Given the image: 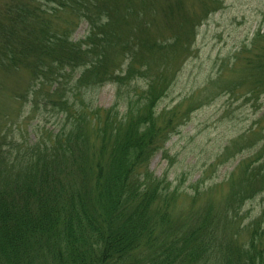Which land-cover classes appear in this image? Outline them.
I'll return each mask as SVG.
<instances>
[{
	"label": "trees",
	"instance_id": "trees-1",
	"mask_svg": "<svg viewBox=\"0 0 264 264\" xmlns=\"http://www.w3.org/2000/svg\"><path fill=\"white\" fill-rule=\"evenodd\" d=\"M0 5L2 69L29 67L34 78L56 84L53 93L66 72L80 70L71 89L79 98V117L70 113L72 100L61 97L71 118L66 130L49 142L5 147V137L0 139V264H264V207L244 225L239 218L245 202L264 192V142L221 181L204 185L209 179L199 176L186 193L179 180L149 170L157 153L166 159L165 144L177 133L182 102L159 107L168 78L152 71L141 51L131 55L124 49L120 62L129 60L126 69L106 77V49L124 46L116 32L122 23L114 19L116 4L0 0ZM140 6H132L131 16L137 17ZM65 11L89 22L85 40L72 41L52 29L50 18ZM132 22L130 30L142 32ZM95 27L106 31L98 36ZM257 43L253 39L250 48L233 55L232 71L247 92L260 94L264 54L255 53ZM134 77L147 81L124 95L121 87ZM104 83L115 88L118 100L108 108L90 107L86 91ZM227 148L217 161L229 157ZM189 202L191 211L178 215L177 207Z\"/></svg>",
	"mask_w": 264,
	"mask_h": 264
},
{
	"label": "rangeland",
	"instance_id": "rangeland-1",
	"mask_svg": "<svg viewBox=\"0 0 264 264\" xmlns=\"http://www.w3.org/2000/svg\"><path fill=\"white\" fill-rule=\"evenodd\" d=\"M109 1L116 4V10L118 8L114 19L122 23L116 32L124 46L106 49L110 66L106 77L111 78L126 69L129 60L120 62L121 50L131 55H134L132 51H141L145 62L153 66L152 71H159L164 79L168 78V90L159 107L171 109L182 102L177 111V133L164 147L167 157H162L161 152L154 155L149 170L156 177L166 176L174 183L179 180L182 189L191 193L187 186L199 176L209 179L204 185L219 182L239 162L250 160L264 142V118H260L264 113V93L247 92L246 87L236 81L238 72L232 71V65L233 55L244 47L250 48L253 39L258 42L255 53L264 54V0ZM133 5H141L137 17L131 16ZM133 18L136 19L133 29L138 22L142 32L130 30ZM50 19L52 29L68 34L72 41L85 40L90 34L89 22L79 18L78 13L65 11ZM4 21L8 23L10 19ZM93 31L99 36L106 30L95 27ZM94 41L102 43L100 38ZM165 54L167 57H163ZM79 73L66 72L60 90L53 93L56 84L42 76L34 78L29 67L13 71L0 67V139L5 137V147L14 143L31 144L37 139L49 142L66 130L71 118L66 117L61 97L66 95L72 100L70 113L79 117V98L74 99L71 93ZM145 81L147 78L134 77L121 90L127 95L133 86L142 87ZM211 81L216 82L211 85ZM99 86L90 88L84 97L90 107L108 108L118 100L115 88L108 83ZM205 87L212 91L209 95ZM191 95L190 102L184 101ZM225 148L230 154L223 157L221 162L223 159L225 162L221 163L217 157ZM263 207L264 192L241 207L240 224L258 217ZM182 210L190 212V202L179 205L177 214L183 216ZM241 236L244 237V233Z\"/></svg>",
	"mask_w": 264,
	"mask_h": 264
}]
</instances>
